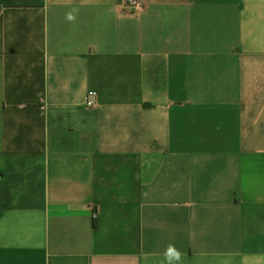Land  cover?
I'll return each mask as SVG.
<instances>
[{"label": "crops", "instance_id": "obj_1", "mask_svg": "<svg viewBox=\"0 0 264 264\" xmlns=\"http://www.w3.org/2000/svg\"><path fill=\"white\" fill-rule=\"evenodd\" d=\"M170 246L264 264V0H0V264Z\"/></svg>", "mask_w": 264, "mask_h": 264}, {"label": "clouds", "instance_id": "obj_2", "mask_svg": "<svg viewBox=\"0 0 264 264\" xmlns=\"http://www.w3.org/2000/svg\"><path fill=\"white\" fill-rule=\"evenodd\" d=\"M167 256L169 264H173V261H177L180 259V253L176 251L172 246L169 247Z\"/></svg>", "mask_w": 264, "mask_h": 264}, {"label": "built area", "instance_id": "obj_3", "mask_svg": "<svg viewBox=\"0 0 264 264\" xmlns=\"http://www.w3.org/2000/svg\"><path fill=\"white\" fill-rule=\"evenodd\" d=\"M92 105H93V100L90 99V100L87 102L86 106H87V107H91Z\"/></svg>", "mask_w": 264, "mask_h": 264}]
</instances>
